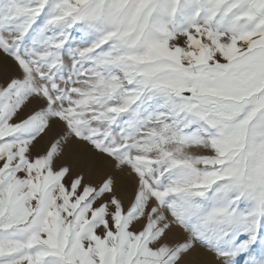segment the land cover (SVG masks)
I'll return each instance as SVG.
<instances>
[{"label": "snow or ice", "instance_id": "snow-or-ice-1", "mask_svg": "<svg viewBox=\"0 0 264 264\" xmlns=\"http://www.w3.org/2000/svg\"><path fill=\"white\" fill-rule=\"evenodd\" d=\"M0 264H264V0H0Z\"/></svg>", "mask_w": 264, "mask_h": 264}]
</instances>
